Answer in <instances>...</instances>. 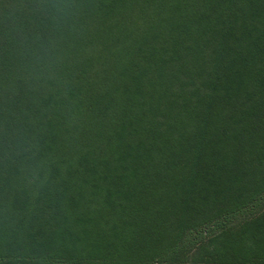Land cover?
<instances>
[{
	"label": "trees",
	"instance_id": "obj_1",
	"mask_svg": "<svg viewBox=\"0 0 264 264\" xmlns=\"http://www.w3.org/2000/svg\"><path fill=\"white\" fill-rule=\"evenodd\" d=\"M0 264H264V0H0Z\"/></svg>",
	"mask_w": 264,
	"mask_h": 264
},
{
	"label": "rangeland",
	"instance_id": "obj_2",
	"mask_svg": "<svg viewBox=\"0 0 264 264\" xmlns=\"http://www.w3.org/2000/svg\"><path fill=\"white\" fill-rule=\"evenodd\" d=\"M255 208V207H254Z\"/></svg>",
	"mask_w": 264,
	"mask_h": 264
}]
</instances>
